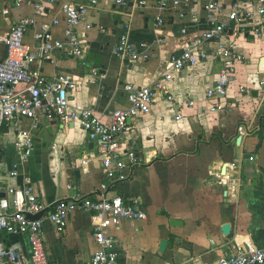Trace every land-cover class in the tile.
Instances as JSON below:
<instances>
[{
    "label": "crops",
    "instance_id": "0c3cea01",
    "mask_svg": "<svg viewBox=\"0 0 264 264\" xmlns=\"http://www.w3.org/2000/svg\"><path fill=\"white\" fill-rule=\"evenodd\" d=\"M159 1L128 0L126 8H117L113 0H99L86 17L90 29L82 24L74 29L82 56L53 52L30 67L46 80L65 77L74 81L69 106L91 109L104 124L114 109L126 107L120 85L156 84L151 112L128 120L118 138L121 147L133 144L142 165L132 169L126 180L109 182L94 156L93 144L75 122L40 114L36 122L19 119L0 128V197L7 196V187L19 197L24 178L46 206L72 194L93 196L105 185V197H136L146 215L139 222L120 220L110 229L119 264H216L222 256L264 248V197L254 200L249 182L254 170L264 166V22L253 13L243 32L235 33L231 25L226 31L225 38L233 42L242 60L233 65L224 110L210 112L204 92L221 68L212 57L214 43L207 44L205 61L180 72L169 71L170 81L161 80L170 55L186 49L207 30L200 7L207 0H177L176 7L165 9L158 7ZM248 1L218 0L223 8L219 17L224 19L233 2L244 5ZM38 2L0 0V35L16 20L28 18L32 24L23 41L30 50L37 45L35 35L42 24L48 25L54 38L62 39L65 26L58 4L76 0L42 4L40 14L35 15L33 5ZM3 9L7 14H1ZM158 19L162 20L160 27ZM52 20L58 23L50 26ZM123 24L135 54L132 61L114 53ZM3 54L0 44V59ZM163 90L173 104L180 105V120L173 119L174 110L165 101ZM187 101L191 106L185 105ZM17 136L32 142L24 163L14 147ZM11 171L16 172L14 177ZM169 220L177 223L170 225ZM223 224L229 225L226 235L220 232ZM93 229L91 213H72L62 232L43 220L49 264H77L88 258L97 248L91 238ZM160 240L168 241L169 246L157 252ZM0 243L29 254L21 234L1 233Z\"/></svg>",
    "mask_w": 264,
    "mask_h": 264
},
{
    "label": "built area",
    "instance_id": "2783aa9c",
    "mask_svg": "<svg viewBox=\"0 0 264 264\" xmlns=\"http://www.w3.org/2000/svg\"><path fill=\"white\" fill-rule=\"evenodd\" d=\"M98 1L76 0L75 3L58 4L65 26L63 38H54L49 32L48 25L42 24L35 35L38 42L34 49L30 50L23 41L28 26L32 24L31 19L16 20L9 26L7 32L0 35V44L4 47V54L0 59V128L19 119L36 122L40 114L56 117L65 122H75L87 140L93 144L94 156L99 160L104 177L114 183L126 180L132 169L142 165L133 144L125 143V146L121 147L118 138L127 129L128 120L151 112L155 94L158 92L157 85L148 84L143 87L120 85L126 107L114 109L109 115L108 123L104 124L91 109H72L69 106L68 97L75 89L74 81L65 77L46 80L38 70L30 68L32 63L46 59L53 52L63 53L72 58L82 56L83 49L74 29L80 24L85 30L90 29L86 17L89 11L96 7ZM56 2L57 0H39L33 5L34 14H40L42 4L52 5ZM19 3L20 1H17L15 6ZM127 4L128 0H113V5L117 8H126ZM157 5L160 9H165L169 5L176 7L178 1L160 0ZM200 7L206 16L207 30L200 37L193 39L186 49L170 55L161 74V80L170 81L169 71L180 72L205 61L207 44L214 43L212 57L220 63L221 68L211 86L205 89L204 97L209 102L208 111L219 112L224 110L227 89L233 81V65L242 60V56L234 50L233 42L225 38L226 31L231 25L233 26L231 30L235 33L243 32L250 26L253 13L259 18V22H264V0H249L244 5L233 2L224 19L219 17L223 8L218 0H207ZM1 14H7V10L3 9ZM57 23V20H52L49 24L54 26ZM156 25L160 27L162 20L158 19ZM183 32L184 30L180 31ZM255 34L256 31H253L252 35ZM114 53L122 60L132 61L135 58L127 39L125 24L120 26ZM92 74L96 75V71ZM162 93L165 101L169 102L171 109L174 110L173 119L180 120L178 111L180 105L173 104L167 92L163 90ZM185 105L191 106V102L187 101ZM31 144V140L25 136L16 137L14 147L20 150L23 163L31 151ZM15 175V171L10 172L11 177ZM23 182L25 185L19 191V197H15L11 187L6 188V197H0V234L23 235L29 247V254L25 256L15 245L4 247L0 243V264H49L43 243V220L49 222L55 231L62 232L68 217L76 211L93 215L94 229L91 238L97 247L88 258L77 264H119L116 239L110 233V229L115 228L120 220L139 222L146 217L138 198L105 197V185H101L99 193H94L93 196L79 197L72 194L46 206L26 185L27 179L24 178ZM67 188L72 189L70 186ZM40 212L42 215L37 219L26 217ZM263 262L264 248H252L222 256L218 258L216 264Z\"/></svg>",
    "mask_w": 264,
    "mask_h": 264
},
{
    "label": "water",
    "instance_id": "95a60500",
    "mask_svg": "<svg viewBox=\"0 0 264 264\" xmlns=\"http://www.w3.org/2000/svg\"><path fill=\"white\" fill-rule=\"evenodd\" d=\"M244 158H246V159L249 158V155L245 154ZM254 174H255V176L252 177L251 179H249L250 186L252 188L251 196L254 200H258L261 196L264 197V166L263 167H257L254 170ZM41 215H42V212H40L36 215H33V216L26 215V217L29 219H37V218L41 217ZM168 223L170 225H174L177 223V221L169 220ZM220 232L222 235H226L229 232V225L223 224L220 227ZM167 246H169L168 241L160 240L157 252H162L165 249V247H167ZM262 264H264V262Z\"/></svg>",
    "mask_w": 264,
    "mask_h": 264
},
{
    "label": "trees",
    "instance_id": "16d2710c",
    "mask_svg": "<svg viewBox=\"0 0 264 264\" xmlns=\"http://www.w3.org/2000/svg\"><path fill=\"white\" fill-rule=\"evenodd\" d=\"M258 207V206H257Z\"/></svg>",
    "mask_w": 264,
    "mask_h": 264
}]
</instances>
